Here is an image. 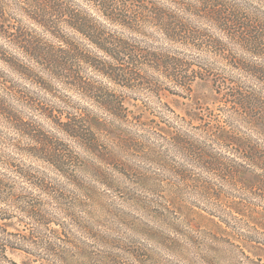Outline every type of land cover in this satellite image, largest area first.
<instances>
[{
  "label": "clouds",
  "instance_id": "clouds-1",
  "mask_svg": "<svg viewBox=\"0 0 264 264\" xmlns=\"http://www.w3.org/2000/svg\"><path fill=\"white\" fill-rule=\"evenodd\" d=\"M0 264H264V0H0Z\"/></svg>",
  "mask_w": 264,
  "mask_h": 264
}]
</instances>
